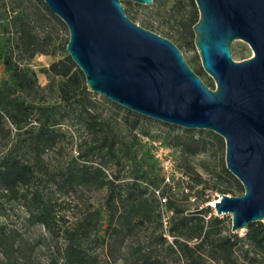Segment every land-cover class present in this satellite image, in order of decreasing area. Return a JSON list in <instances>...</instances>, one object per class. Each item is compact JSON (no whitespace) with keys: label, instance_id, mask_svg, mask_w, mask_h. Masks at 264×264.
I'll return each mask as SVG.
<instances>
[{"label":"trees","instance_id":"16d2710c","mask_svg":"<svg viewBox=\"0 0 264 264\" xmlns=\"http://www.w3.org/2000/svg\"><path fill=\"white\" fill-rule=\"evenodd\" d=\"M0 1V16L5 21L0 24V197L20 201L30 221L41 225L51 235L63 238L64 245L52 261L54 264H99L95 253L97 247H104L105 243L123 235H131L144 226L151 227L148 244L132 246L124 264H165L169 258L181 260L183 264H255L264 261V226L261 222L250 223L241 236L224 233L221 218L212 214L209 207L186 213V209L167 197L164 191V206L170 214L163 226L159 202L153 192L147 194V189L140 185L146 180L158 188L163 179L151 176V169L142 163H131L135 168L130 180L120 177V169L125 165L122 161L134 159L131 146L92 109L91 97L96 94L87 89L82 73L66 53L68 38L61 45L64 55L42 69L48 83L41 87L35 75L18 61L17 52L22 50L29 57L36 53L55 55V50L50 49L51 39L46 36L44 45H39L33 25L36 13L31 7L23 13L17 11L13 0L8 3ZM38 1L43 11L65 28L63 22L41 0ZM158 1L153 0L152 6L156 7ZM122 4L130 2L123 1ZM170 9L182 12L176 38L186 47H193L192 27L198 20L194 1L173 0ZM192 70L201 79L204 77L201 66ZM204 83L214 87L210 79ZM47 87L55 92V101L36 102V92ZM103 99L120 116L128 132L137 128L142 119L154 121ZM67 119L75 120L87 134V139L70 163L51 166L43 158L44 152L57 146L63 137L57 126ZM187 133L194 132L184 129L182 137H174L170 142L184 145L192 153L199 146L205 148L206 142L197 141ZM207 133L223 145L220 136L211 131ZM192 146L194 148L190 149ZM90 157H99L102 163L95 166L85 163ZM78 158L84 161L77 163ZM108 162H114L112 164L117 168L111 175L104 169ZM221 171L232 181L223 194L229 190L236 195L242 194L239 181L224 166ZM199 182L201 179L197 176L195 184ZM75 186L105 189L104 204L86 212L77 222L59 228L57 221L60 217L55 213L58 204L52 193H68ZM104 219L106 227L102 230ZM167 235L172 237L171 242H168ZM10 237L11 232L0 228L2 264H32L28 256L17 250L12 254L13 246L8 243Z\"/></svg>","mask_w":264,"mask_h":264},{"label":"water","instance_id":"95a60500","mask_svg":"<svg viewBox=\"0 0 264 264\" xmlns=\"http://www.w3.org/2000/svg\"><path fill=\"white\" fill-rule=\"evenodd\" d=\"M68 30L65 50L87 89L143 117L208 130L225 144V168L243 187L217 194L216 216L230 214L231 232L264 226V0H193V44L210 88L168 38L132 21L122 2L41 0ZM243 40L249 58L232 59Z\"/></svg>","mask_w":264,"mask_h":264},{"label":"rangeland","instance_id":"374dc122","mask_svg":"<svg viewBox=\"0 0 264 264\" xmlns=\"http://www.w3.org/2000/svg\"><path fill=\"white\" fill-rule=\"evenodd\" d=\"M6 2L10 1L6 0ZM13 2L17 11L24 13L31 7L36 13L33 25L40 41L39 45H44L43 40L46 36L51 39L50 49L55 50V55L36 53L29 57L22 50L17 52L18 61L25 65L28 71L35 75L38 84L44 87L48 83V79L41 71L52 61L64 55L61 45L68 38V30L48 16L38 0H13ZM172 2L173 0H159L156 7H153L152 4L142 5L130 2V4H123V7L125 14L138 25L147 27V29H151L163 37H169L180 49L184 60L192 69L200 66V59L195 46L186 47L180 39L176 38L179 33L178 22L182 12H177L176 9L172 11L170 9ZM2 17L0 16V24L5 22ZM230 48L232 59L235 61L252 56L251 49L243 40H233ZM1 72L2 69L0 68ZM208 79L211 80L204 72L202 80L206 81ZM35 101L52 103L55 101V92L50 87L40 89L35 94ZM91 101L92 109L106 119L115 133L131 146L130 149L134 159L122 161L125 165L120 169V177L130 180L133 177V169L135 168L131 163H142L144 167L151 169V176L156 175L158 178L163 179L158 188L148 184L146 180L140 182V185L147 189V194L153 192L154 197L159 202L158 211L163 226H165L170 214L164 206L166 198L162 195L164 191L167 197L181 204L186 209V213L209 207L211 213L216 215L213 201L218 200L219 196L217 194H223V191L230 187L232 183L231 178L226 177L221 171V167H225V144L223 139V145H221L220 142L207 133L208 130H202L204 132L199 133L198 129H190L194 133H187V136H191L197 141L206 142L204 149L199 146L198 150L192 153L186 150L184 145H174L170 142L174 137H182L185 128L178 126H176L178 128H172L156 120L142 119L137 128L132 132H128L120 120V116L116 115L115 110L101 95L92 96ZM57 127L63 137L54 149L44 152L43 156L51 166L70 163L71 160L77 157V152L83 148L84 141L87 139V134L79 124L75 123V120H63ZM193 148L192 146L190 149ZM160 149L162 150L160 158L153 156V152H159ZM82 161L84 160L81 158L76 159L77 163H82ZM85 163L95 166L102 162L99 157H90ZM112 163L114 162H108L104 166L108 175L117 170ZM197 176L200 177L201 182L195 184ZM105 193V189L85 186H75L72 191L64 194L58 191L52 193V197L58 204L55 209L56 217L61 218H58L57 221L59 228L69 226L81 219L86 212L101 207L104 204ZM227 195L236 194L234 191L229 190ZM218 217L222 220V231L224 233L231 232L230 214H222ZM101 225L102 230H104L106 227L105 219L102 220ZM0 228L4 232H11L8 243L13 246L11 249L12 254H16L17 250L19 253L28 256L32 264H54L52 261L64 245L61 236L51 235L41 225L28 219L23 203L5 197H0ZM150 231L151 227H140L131 235H123L115 241L105 243L104 247H97L95 253L99 264L126 263L132 246L137 243L148 244ZM245 231L246 228H243L237 234L241 236ZM166 237L168 242L172 241V237L168 235ZM90 244L93 246L92 243ZM157 254L162 255L161 251H157ZM1 260L2 256L0 255V264H2ZM165 264H183V262L175 258H169ZM255 264H264V261Z\"/></svg>","mask_w":264,"mask_h":264},{"label":"built area","instance_id":"2783aa9c","mask_svg":"<svg viewBox=\"0 0 264 264\" xmlns=\"http://www.w3.org/2000/svg\"><path fill=\"white\" fill-rule=\"evenodd\" d=\"M161 149L159 150V152H156V151H154L153 152V156H155L156 158H160V156H161Z\"/></svg>","mask_w":264,"mask_h":264},{"label":"bare ground","instance_id":"6f19581e","mask_svg":"<svg viewBox=\"0 0 264 264\" xmlns=\"http://www.w3.org/2000/svg\"><path fill=\"white\" fill-rule=\"evenodd\" d=\"M213 203H214V201H213Z\"/></svg>","mask_w":264,"mask_h":264}]
</instances>
